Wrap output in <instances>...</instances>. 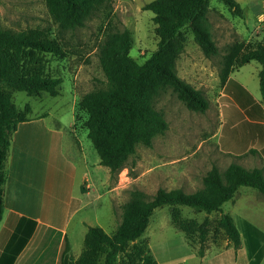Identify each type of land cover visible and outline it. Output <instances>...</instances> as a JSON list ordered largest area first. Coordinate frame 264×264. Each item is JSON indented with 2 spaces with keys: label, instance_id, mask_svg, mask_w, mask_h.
I'll use <instances>...</instances> for the list:
<instances>
[{
  "label": "rangeland",
  "instance_id": "374dc122",
  "mask_svg": "<svg viewBox=\"0 0 264 264\" xmlns=\"http://www.w3.org/2000/svg\"><path fill=\"white\" fill-rule=\"evenodd\" d=\"M149 1L113 0L111 24L129 29L130 54L138 62L150 55L158 41L153 13L142 8ZM235 1L239 12H232L220 0H208L207 19L217 46L216 54L205 56L194 41L190 26L182 29L185 46L177 58L176 71L201 90L208 107L204 111L190 110L171 88L161 90L154 98V105L163 112L167 129L156 135L151 145L137 144L126 166L110 176L108 168L99 163V156L86 135L84 120L87 115L78 105L82 94L105 86L98 45L107 20L94 15L82 27L63 30L49 13L45 0H0L1 28L19 31L38 27L64 49L62 56L45 55L47 72L61 78L57 95L51 96L44 91L39 95L12 92L17 109L23 112L28 106L25 115L33 119L20 123L17 133L12 132L11 156L13 168L26 170L27 179H33L38 188L46 191V194H38L43 207L38 205L36 210H31L40 214L41 228H48L50 223H66L72 249L82 251V220L86 225L101 226L107 233L114 232L121 219V205L130 197L133 188L141 189L148 198L159 187L192 192L202 186V178L212 165L223 171L232 162L245 168L261 167L264 171V159L258 153L259 148L264 155V134L248 137V128L235 127L232 132L230 126L225 125L226 107L231 104L243 114L242 125L247 124V115L240 105L225 97L218 76L223 55L233 43L240 42L243 48H251L264 40V0ZM259 67L258 62L251 60L240 67L235 65L230 75L260 101ZM40 159L48 160L49 165ZM87 183L91 185L86 198L89 204L69 216L71 212L63 208L56 194L80 195ZM24 190L28 191L26 187ZM178 207L183 217L199 222L205 216L213 220L220 215V211L206 214L188 206ZM221 211L234 218L241 237L237 248L242 250L240 255L247 254L252 264H264V196L253 187L240 186L232 199L223 203ZM51 231L49 229L50 233L46 232L45 240L41 241L46 245V264H52L59 237L51 235ZM29 233L24 232L25 235ZM141 238L147 240L159 264H168L171 257L184 263L198 260L195 254L198 243L186 242L183 232L173 225L167 205L153 210ZM68 246V240L64 239L60 264L63 260L71 264V258L77 257H69ZM226 248L235 249L222 232L216 239L210 233L204 252L211 254Z\"/></svg>",
  "mask_w": 264,
  "mask_h": 264
},
{
  "label": "trees",
  "instance_id": "16d2710c",
  "mask_svg": "<svg viewBox=\"0 0 264 264\" xmlns=\"http://www.w3.org/2000/svg\"><path fill=\"white\" fill-rule=\"evenodd\" d=\"M232 12H239L235 0H220ZM47 9L63 30L82 27L88 18L96 15L107 20V27L98 45V57L106 83L81 95L78 105L86 113L84 126L93 144L99 163L114 176L126 166L139 143L151 145L153 138L168 127L161 110L154 105V98L169 87L179 100L193 111H204L208 100L176 71V61L184 50L185 35L189 25L193 39L205 56L217 53L207 19L208 0H150L143 9L152 11L158 41L156 48L143 61L131 54V36L127 27L111 24L113 0H45ZM64 49L43 29L31 27L12 31L0 27V220L4 211V184L6 159L12 132L18 123L30 120L25 111L17 109L12 101L13 91L27 95L47 92L59 93V76L46 70V54L62 56ZM254 60L259 63L260 101H256L242 84L230 77L235 65L242 66ZM225 97L242 107L247 124L233 104L226 107L225 125L232 132L235 127L250 128L264 124V40L251 48L233 43L223 55L218 72ZM227 110L230 112L228 113ZM234 114V116H233ZM249 126V127H247ZM240 186L257 189L264 196V171L261 167L245 168L230 163L223 171L212 165L202 178V186L186 192L181 188L159 187L151 197L133 188L130 197L121 205V219L114 232L107 233L99 225H87L83 236V249L71 258V264H156L146 239L141 238L153 210L167 205L173 225L183 232L188 244L197 242L196 254L203 256L209 234L216 237L222 232L232 247L241 244L240 232L234 218L222 212V205L232 199ZM179 205L209 214L220 211L216 219L204 217L202 221L181 215Z\"/></svg>",
  "mask_w": 264,
  "mask_h": 264
},
{
  "label": "crops",
  "instance_id": "0c3cea01",
  "mask_svg": "<svg viewBox=\"0 0 264 264\" xmlns=\"http://www.w3.org/2000/svg\"><path fill=\"white\" fill-rule=\"evenodd\" d=\"M244 88L246 89L245 86ZM254 99L256 101H259L256 98ZM255 122H257L258 124H264V121L262 120H256ZM20 123H18V125ZM18 125L17 128L13 131L14 134L18 132ZM71 129L73 128L71 127ZM247 130L250 133L247 134L248 137L257 138L258 135L263 136L264 134V127H261L259 125L250 127ZM12 147L13 143L11 141L5 164L7 173L4 184V211L0 220V264H46V245L44 243H41V241L45 240L46 232L47 234L50 233L49 229L53 230V232L51 231V235H59L58 242L55 245L56 249L53 253L52 264H60V257L63 253L62 242L64 239L68 240L69 246L67 253L69 254V257L71 255H73V257L78 256L81 249H76L75 251L72 249V241L67 236L65 226L66 223H61L58 225L50 223L47 224L49 225L48 228H41L43 220L40 214L31 212V210L33 209L36 210L38 205L43 207L38 194H46V191L38 188V183L34 182L33 179H27L28 174L26 170H17L13 168L14 161L12 160L11 156V152L13 149ZM258 153L262 155L264 159V155L259 148ZM47 161L48 160L40 159V162L49 165V162ZM30 171L32 172V170ZM83 178L85 179V177ZM34 185H36L37 187ZM25 187L28 189V191L24 190ZM90 189L91 185L90 183H87L86 188H82V192L80 195L63 194L61 196L56 194V196H59L58 200L64 204L63 208L68 209L71 212L69 216H72L76 211L83 207H86L89 204V201H86V198ZM81 225V232H83L84 236L87 225L83 220L81 222ZM24 232L30 233L29 235H25ZM240 251L242 253V250H235L232 248L216 250L211 254L206 251L201 257L195 253L198 260H189L185 263L180 260H174L171 257V261H169L168 264H252V258L250 257L249 259H247V254L240 255ZM169 253L171 254L172 252L169 251ZM153 256L156 260V264H159L156 257L157 255L153 254ZM62 264H65L64 260Z\"/></svg>",
  "mask_w": 264,
  "mask_h": 264
}]
</instances>
